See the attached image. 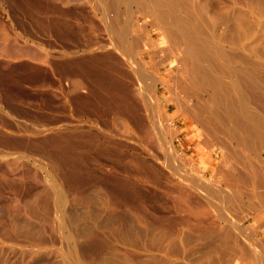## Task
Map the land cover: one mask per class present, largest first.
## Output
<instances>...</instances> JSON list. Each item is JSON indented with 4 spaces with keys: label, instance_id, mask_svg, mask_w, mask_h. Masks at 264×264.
Here are the masks:
<instances>
[{
    "label": "rangeland",
    "instance_id": "rangeland-1",
    "mask_svg": "<svg viewBox=\"0 0 264 264\" xmlns=\"http://www.w3.org/2000/svg\"><path fill=\"white\" fill-rule=\"evenodd\" d=\"M195 2L264 65V0ZM96 7L0 0V264H264V201L245 178L264 157H218L185 132L167 146L140 103L109 106L91 69ZM232 166L251 185L233 186Z\"/></svg>",
    "mask_w": 264,
    "mask_h": 264
},
{
    "label": "bare ground",
    "instance_id": "bare-ground-1",
    "mask_svg": "<svg viewBox=\"0 0 264 264\" xmlns=\"http://www.w3.org/2000/svg\"><path fill=\"white\" fill-rule=\"evenodd\" d=\"M95 2L92 29L103 38L94 39L96 53H93L94 57L91 55L93 60L90 56L94 64L90 66L95 68V78L91 77L96 93L106 86L107 91H104L109 106L121 102V107L122 104L131 107L140 103L146 114L151 113L150 117L147 116L156 139L167 146L173 147L177 135L185 132L188 145L216 146L219 153L214 151L218 157H245L246 153L255 150L260 151L258 157H264V77L262 79L259 75L264 65L251 55L250 43L236 42V35L232 39L230 35L226 42L218 39L214 34V22L204 17L205 13L204 16L200 14L201 7L195 5V0ZM238 16L235 17L237 21ZM246 20L248 22L249 18ZM235 23H230L234 31L239 29ZM244 24L247 23L244 21ZM259 55L263 56L262 52ZM171 109L172 113L169 112ZM232 167L228 172L235 184H231L235 186L237 182H243L248 186L252 178L264 201V179L261 176L264 170L259 174L258 169L250 168L245 172L247 178ZM244 177L250 183L242 179Z\"/></svg>",
    "mask_w": 264,
    "mask_h": 264
}]
</instances>
